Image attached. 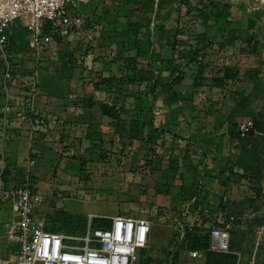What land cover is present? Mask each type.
I'll use <instances>...</instances> for the list:
<instances>
[{
    "label": "rangeland",
    "instance_id": "1",
    "mask_svg": "<svg viewBox=\"0 0 264 264\" xmlns=\"http://www.w3.org/2000/svg\"><path fill=\"white\" fill-rule=\"evenodd\" d=\"M205 1L78 0L83 24L64 37L65 41H86L91 49L107 47L104 50L112 52L114 61L88 63L92 73L89 78L92 82L100 81L104 79L102 74L109 71V76L119 79L125 73L127 94L114 95L116 104H124L119 111L121 135L109 136V149L98 148L91 155L92 165L80 169L83 171L80 180L88 186L61 193L56 205V200H48L55 208L43 206L45 210L40 209V213L38 208L36 214L43 216L46 223L58 211L77 220L80 230L88 225V212L95 213V217L143 216L151 221L153 228L147 247L152 248L150 254L155 264H163L165 254L179 244L186 225L205 221V227L221 224L229 230L231 223L226 222V217L234 209L237 213L236 207L243 201L245 208L237 215L239 223L244 229L255 228L254 241L260 247L258 260L252 259L250 263L264 264V225H253L254 220L264 219V167L260 180L262 194L255 197L250 180L235 164L238 150L227 136V115L236 91L250 97L249 109L264 122V0H213L212 5L205 6L210 16L203 25L193 7L202 8ZM224 4L229 8H223ZM149 13L151 22L145 24ZM129 22L140 25L139 46L152 57L154 75L161 81L154 100L153 78L132 47L133 35L127 30ZM203 31L207 38L196 43L198 33ZM44 41L57 40L47 37ZM124 42L129 44L122 46ZM192 47H195L194 57L180 56ZM50 49L47 47L45 51ZM9 54L13 73L7 84L13 88L15 103H8L24 116L17 117L16 108L10 113L14 119L28 120L37 114L32 99L44 78L36 81L30 69L15 60L12 49ZM157 55L170 58L171 67L158 60ZM200 66L203 77L197 82ZM221 67H230L235 77L226 80L223 87H216L211 77ZM142 75L146 79L139 83ZM114 82L105 86L118 87ZM173 92H178L179 97H174ZM107 97L105 93L98 94V101ZM71 99H75L74 103L78 101L77 97ZM133 118L147 121L142 141L126 137L128 123ZM172 118L177 122L175 126L170 123ZM249 118L237 117V122ZM7 128L0 126L1 170L7 166L2 150ZM172 130H176L175 136ZM254 138L264 160V142L258 134ZM154 167L156 170H152ZM0 215L5 218L0 221V264H15L16 248L5 243L2 236L13 212L8 205H0ZM84 230L75 234L82 235ZM177 232L179 238L173 239ZM241 264H247L244 255Z\"/></svg>",
    "mask_w": 264,
    "mask_h": 264
},
{
    "label": "crops",
    "instance_id": "2",
    "mask_svg": "<svg viewBox=\"0 0 264 264\" xmlns=\"http://www.w3.org/2000/svg\"><path fill=\"white\" fill-rule=\"evenodd\" d=\"M79 12L81 14L80 9ZM22 28L24 27L20 20H15L10 25L8 35L15 40L18 46V49H12V54L16 61L30 69L32 75L34 74L36 77V81L40 82V79L44 78L43 84L39 85L32 99L33 107L38 114L32 116L41 118L44 125L37 126L29 120L14 119V115L9 114L12 117L8 119L6 125L8 128L5 130L7 137L2 143L7 166L5 170H2L3 173L5 172V175L2 174V176L5 187L28 182L35 191L40 192L44 197V201L39 207L38 213H40V209L45 210L43 206H46L47 209L56 207L47 202L48 200H56L54 202L56 205L61 193L74 191L80 186H88L87 182L83 184L80 180L79 174L83 172L80 169L92 165L91 155H94L98 148L109 149L110 144L107 142L109 136H114L115 133L121 135L119 129L122 123L121 115L120 121L116 122L102 113L99 104L115 105L116 109L120 111L121 108H124V104H116L117 99L114 98V95L119 97L120 94H127V83L123 77L120 87L107 88L105 86L107 82L104 79L112 77L114 83L121 79L120 77L118 80L114 75L109 76V71L102 74L104 79L100 81L96 79L95 82H92L90 80L89 77L92 73L88 63H105L108 60L114 61V59L111 57L112 52H105L104 48L107 47L100 46L97 49H91L90 45L85 43L86 41H65L64 38H58L57 41L45 42L46 48L51 47L52 49L45 51L47 57L45 55L43 61H36L29 44L26 45L25 50L20 48L22 43L18 36L21 34ZM112 44L114 43L112 42ZM126 44L129 43L124 42L121 45L125 46ZM97 75L101 74L97 73ZM12 90L13 88L5 83L2 67H0V112L4 104L15 103V95L12 94ZM101 93H105L108 97L105 101L99 102L98 94ZM66 96H70V98L64 99ZM74 97L78 98L77 103H74L75 99L74 101L71 99ZM87 99H92L95 104L87 106ZM11 107L12 111L16 108L15 105H11ZM1 115L0 126L3 124ZM113 121L115 125L112 123ZM109 123L110 128L107 127ZM126 137L132 140L128 135ZM148 158L151 156L149 155ZM32 160L33 163H31ZM155 168L152 170H156ZM47 203L50 207H47ZM0 205H8L11 209L8 203ZM94 214L88 212V216L95 217ZM111 216V214H107L97 217ZM3 220L5 221V218L0 215V221ZM2 236L4 238V232H2ZM4 241L15 246L16 255L17 244L7 241L5 238Z\"/></svg>",
    "mask_w": 264,
    "mask_h": 264
},
{
    "label": "built area",
    "instance_id": "3",
    "mask_svg": "<svg viewBox=\"0 0 264 264\" xmlns=\"http://www.w3.org/2000/svg\"><path fill=\"white\" fill-rule=\"evenodd\" d=\"M15 20H20L26 29L29 48L36 61L45 57L44 38L62 39L83 24L78 0H0V61L6 84L13 73L8 51L10 37L6 30ZM16 110L17 117L24 116L21 110ZM11 111V105L4 104L1 111L4 126ZM28 120L37 126L44 125L37 116L31 115ZM238 131L245 137L250 132L255 133L253 120L239 122ZM1 169L0 204L8 203L13 212V218L5 227L4 238L17 244L15 264H137L140 249L148 246L151 221L129 215L102 217L110 220L104 228L93 227L90 223L93 217L89 216L82 235L47 231L45 218L36 214L44 201L43 195L28 182L5 187ZM228 241L227 227L217 225L210 229L211 250L228 252ZM183 258L193 264L201 262L203 254L188 250Z\"/></svg>",
    "mask_w": 264,
    "mask_h": 264
},
{
    "label": "trees",
    "instance_id": "4",
    "mask_svg": "<svg viewBox=\"0 0 264 264\" xmlns=\"http://www.w3.org/2000/svg\"><path fill=\"white\" fill-rule=\"evenodd\" d=\"M152 1V0H151ZM202 8L193 7L194 10L198 12V15L202 19L203 25H206L209 20V13L205 10V6L212 5L213 0H207ZM223 8L228 9L229 5L224 4ZM254 14L258 15V11H255ZM150 15H148V20H146L145 24H150ZM140 25L138 22L133 23L129 22L127 24V30L133 35V48L136 50L137 56H139L144 64L148 68L150 72V76L153 78V88L152 92V100L155 99V91L157 85L161 84V81L156 78L154 75V70L152 69L153 60L150 55H148L146 50L141 49L139 46V37H138V29ZM7 34L10 33V27L6 30ZM27 32L25 28L21 29V34L18 36L19 41H21L22 46L21 49H26L27 42ZM255 36L253 33L250 34V38L253 39ZM207 38V33L205 31L198 33L196 43L201 42ZM151 43V42H150ZM11 49H18V46L15 40L10 37L8 51ZM182 58H192L195 56V47H192L186 51H183L180 55ZM158 60L166 63L168 67H171L172 60L170 58H163L160 55L156 56ZM140 59V60H141ZM0 67H2V63L0 61ZM203 67H199L198 75L196 76V80L199 82L202 80V72ZM256 72V71H255ZM123 77L125 78V74L122 75V78L117 82V85L120 87L122 84ZM235 77V73L230 67H221L216 70V73L211 77V81L216 87H223L225 85L226 80L233 79ZM146 77L143 75L139 79V83L144 81ZM133 82V77H131ZM105 82L111 83L113 78L104 79ZM99 84V83H98ZM174 97H179L178 92H173ZM233 107L227 115V136L231 141L232 146L238 150V155L236 159V166L241 169L242 174L251 182V189L255 194V197L261 196V185L260 180L263 176V167L264 160L262 159L261 152L258 148V144L256 143V138H254L255 134L260 135L262 141L264 142V122L261 118L255 117L253 111L250 108V97L243 92L236 91L233 97ZM95 102L92 99L86 100L87 106H92ZM99 107L102 113L106 116H109L116 122L120 121V113L116 109L115 105L108 106L105 103H100ZM121 108V107H120ZM250 116L253 120V125L255 129V133L250 132L245 136H241L238 131L237 117H247ZM146 119L133 118L129 122L127 134L131 139H138L142 141V131L146 126ZM170 123L175 126L177 124L175 119H170ZM150 125L152 122L150 121ZM156 129V127H154ZM175 136L176 130L173 131ZM251 203L254 202V199L249 200ZM245 202H241L239 211L234 212L235 209L230 212L226 217V222L231 223V227L229 229V241H228V252H220L214 251L210 249V227H205V221L194 222L192 224L186 225L183 230L182 237L177 245L176 249L171 252H167L165 257L163 258V264H191L185 261L183 258V254L188 250H198L203 254V260L201 262H194L193 264H241L243 255L247 257V264H250L252 259L258 260L260 256V247L255 244V228L254 229H244L240 225L239 218L237 215H241L245 206ZM50 223H46L45 229L50 232H64V233H77L78 231H83L84 229L78 227L77 220H74L72 216L58 211L56 217H50ZM60 218V219H57ZM56 219V220H55ZM93 227L104 228L109 225L110 220L102 217H93L92 220ZM221 225V224H218ZM253 225L256 227L264 225V219L254 220ZM223 226V225H222ZM153 229V228H152ZM85 231V230H84ZM180 233L177 232L173 239L179 238ZM151 242L154 243V239H151ZM151 247H144L139 251V258L137 264H155V259L152 257Z\"/></svg>",
    "mask_w": 264,
    "mask_h": 264
}]
</instances>
